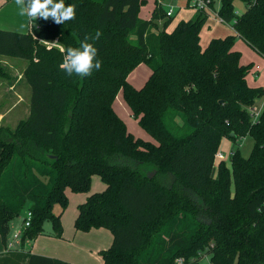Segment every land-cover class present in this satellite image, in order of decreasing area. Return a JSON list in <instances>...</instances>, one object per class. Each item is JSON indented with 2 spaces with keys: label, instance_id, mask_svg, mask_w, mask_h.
Wrapping results in <instances>:
<instances>
[{
  "label": "trees",
  "instance_id": "1",
  "mask_svg": "<svg viewBox=\"0 0 264 264\" xmlns=\"http://www.w3.org/2000/svg\"><path fill=\"white\" fill-rule=\"evenodd\" d=\"M160 1L142 19L143 0H65L75 5L72 20L37 17L27 32L0 29V55L26 61L31 88L26 118L14 128L0 124L5 248L10 223L27 210L20 245L42 233L46 218L60 237L54 206L63 209L65 189L87 191L98 174L105 188L78 204L73 225L111 232V244L100 250L103 264H178V257L182 264H264V106L255 122L247 111L264 86L247 83L252 65L233 48L240 38L264 58V0H240V14L235 0H219L217 14L235 34L213 37L204 48L206 12L196 9L167 30L172 15ZM86 36L101 67L69 76L60 67V46L79 48ZM140 63L151 73L134 87L127 77ZM119 91L155 142L128 131L112 104ZM246 136L253 145L244 156L239 140ZM224 137L231 142L228 162L219 160L212 175Z\"/></svg>",
  "mask_w": 264,
  "mask_h": 264
},
{
  "label": "rangeland",
  "instance_id": "2",
  "mask_svg": "<svg viewBox=\"0 0 264 264\" xmlns=\"http://www.w3.org/2000/svg\"><path fill=\"white\" fill-rule=\"evenodd\" d=\"M143 4L140 7L139 11V17L142 19H146L152 12L154 1L155 0H143ZM162 3V4H161ZM214 5H217V1H215ZM168 4H171L173 6H177L178 8L174 9V14L170 17L171 20L168 25L174 24L178 19H184L193 17L196 13V9H194L192 6L189 5L186 6V0H161L160 5L166 9V6ZM13 8L17 10V16L21 17L26 21V25L29 22V18H27V15H21L18 9V6L13 3ZM245 9V4L240 1H235V12L240 14ZM25 16V17H24ZM164 19H160L157 21L158 24H160ZM29 26V24H28ZM232 26L231 23L226 22H219V23H210L209 26L207 24H203L201 32H200V41L201 44H206L209 40L210 36L212 34L216 35H222V34H231V30L229 27ZM28 27L26 26V29ZM132 38H134L132 36ZM54 44H56V41H53ZM235 48H237L240 51V61L244 64L251 63V68L249 69V72L246 76V81L248 84L251 85H261L264 86V59L261 58L259 55H257L249 46L245 44L241 39L236 38L235 40ZM1 58V57H0ZM8 61L11 62H18L23 63L24 59L19 57H6L5 58ZM6 64V65H5ZM14 64V63H12ZM259 64L260 69L255 76L254 74V65ZM9 64L0 62V67L3 68V71L0 70V95L4 92L2 89L6 88L7 82L13 81L14 77L10 72L16 73V71H19V69H14L8 67ZM138 66V65H137ZM136 66V67H137ZM135 67L134 72L131 74L132 80H134L135 84L137 86H142L146 80V78L149 76L150 69L147 66V64L142 63V65ZM146 67V68H145ZM10 71V72H9ZM135 76V77H134ZM22 79L19 82V84L16 86L14 85V89L18 87L19 92L24 98V101L20 102L17 101L16 91H10L8 92L3 99H0V103H4V108H7L8 106H11L13 103H15L16 106H14L13 109H11L5 117H3L0 121L1 124L9 126L10 128H14L16 123L20 119L26 118L28 114V110L25 112V106L27 104V108L30 101V94H31V88L30 85L27 83L25 78H23V75H21ZM14 94V95H13ZM1 97V96H0ZM22 98V99H23ZM264 96L261 98H258L257 101H259V105L263 104ZM113 108L117 111V114L119 117L124 121L128 131H130L135 137L141 138L146 141L155 142L153 137L144 129L142 128L139 123L138 119L135 118L132 114L130 109L125 104L122 92L119 91L114 98L113 101ZM229 140H221L219 147H218V153L221 154L218 155V158H216V161L214 163L212 175L216 174V166L217 162L219 160H224L225 162H228V156H229ZM253 145V139L250 136H246L242 139L240 143V151L242 155L247 156L251 150V147ZM105 188L104 182L101 180V177L98 174H93L91 177L90 187L87 191L84 192H76L72 191L69 188L65 189V194L67 197V203L65 207L62 209L58 204H56L53 208V212L55 214H60V223L62 226V234L60 237L56 238H47L49 246H55L56 244L58 246L57 251H63L60 248H67L68 246V253L72 255V260L69 261L71 264H99V262L96 261L97 257L99 258L100 250L103 248H107L111 242H112V234L108 229L104 230H97L90 233L83 232V231H77L74 228V219L77 215V207L78 204L84 202L87 198V196L94 192H100ZM24 214L22 213L19 217L15 218L14 221L16 223H20L23 219ZM42 229L45 233L52 234L53 233V226L50 219L46 218L42 222ZM42 231V232H43ZM101 231V232H100ZM50 247V246H49ZM73 248V252L69 249ZM102 248V249H101ZM102 259V258H101ZM208 256L201 257V260L203 262H207Z\"/></svg>",
  "mask_w": 264,
  "mask_h": 264
},
{
  "label": "crops",
  "instance_id": "3",
  "mask_svg": "<svg viewBox=\"0 0 264 264\" xmlns=\"http://www.w3.org/2000/svg\"><path fill=\"white\" fill-rule=\"evenodd\" d=\"M236 1V0H235ZM235 1H234V7H235ZM15 2V0H0V29H6V30H13V31H18V32H27L29 31V22L28 24L26 25V21H24V19H22L20 16L18 17L17 16V10H15V8H13V3ZM16 4V3H15ZM162 4V3H161ZM154 5H155V1H154ZM186 6L189 7V2L188 0H186ZM214 6H217V5H214ZM154 7V6H153ZM175 8H178L177 6H174V9ZM19 9V7H18ZM20 12V11H19ZM174 14V10H173V13L172 15ZM196 14V13H195ZM151 15V14H150ZM150 15L146 18V19H149L150 18ZM195 16V15H194ZM193 16V17H194ZM25 17V16H24ZM28 18V17H27ZM189 18H192V17H189ZM189 18H184V19H189ZM180 19H178L174 24L172 25H168L167 26V30H171L174 25L179 21ZM210 23H219V21L212 15H207V18L204 22V24H207V26L210 25ZM26 26L28 27L26 29ZM202 29V28H201ZM229 29L232 31L231 34H235V31L233 29L232 26L229 27ZM201 32V30H200ZM200 35V34H199ZM228 34H222V35H214L212 34V36H210L209 40L213 37H224ZM240 39V38H239ZM209 40L207 41L206 44H201V41L199 40L200 42V45L202 48H204ZM242 40V39H241ZM243 41V40H242ZM244 42V41H243ZM246 44V43H245ZM247 45V44H246ZM248 46V45H247ZM234 49L238 50L237 48H235V45L233 46ZM253 50V49H252ZM254 51V50H253ZM255 52V51H254ZM256 53V52H255ZM257 54V53H256ZM259 55V54H257ZM260 56V55H259ZM0 62L2 63H8L11 68H14V69H19V71H16V73H12V71L10 72L13 76H16L14 77L13 81H10V82H7V85H6V88L2 89V91L4 92L3 94H1L0 96V99L3 97L10 91H16V96H17V99H16V102L17 101H24V98L23 96L21 95V93L19 92V89L18 87H16L14 89V85L16 86V84L18 85L19 82L21 81L22 77L21 75H23V70L26 66V61L24 60L23 63H18V62H11V61H8L6 60L5 58L8 57V56H3V55H0ZM261 58H263L262 56H260ZM264 59V58H263ZM241 62V61H240ZM14 63V64H12ZM242 63V62H241ZM244 64V63H242ZM6 65V64H5ZM140 66L142 65V63L139 64ZM138 65V66H139ZM137 66V67H138ZM136 67V68H137ZM146 68V67H145ZM260 69V65L259 64H255L254 65V74L255 76L257 75L258 71ZM135 68L128 74V77H127V80L134 86V87H140V86H137L134 82V80H132V77H131V74L134 72ZM151 73V70L149 72V75ZM135 77V76H134ZM24 78V77H23ZM148 78V77H147ZM146 78V79H147ZM250 86H261V85H251L249 84ZM0 91H1V88H0ZM13 93V92H12ZM13 94V95H14ZM23 98V99H22ZM15 102V103H16ZM15 103H13L11 106H8L7 108H4V103H0V121L3 117H5L7 115V113L14 108ZM128 107V106H127ZM29 111V105H28V108H27V104L25 106V112L26 111ZM116 111V110H115ZM117 112V111H116ZM1 124V123H0ZM223 140H229L227 138H222ZM221 139V140H222ZM230 145H231V142L229 140L228 142ZM230 145H229V149H230ZM22 222V220H21ZM21 222L20 223H16L14 220L10 223V232H12L14 229H16L18 226L21 225ZM105 228H92L90 229L89 231H87V233H90V232H93L94 230L97 231V230H104ZM101 232V231H100ZM11 234V233H10ZM47 238H56L53 234H49V233H45L44 231L40 234H38L35 238L31 239V240H27L25 241V243L23 245H20L19 242L16 240V241H13V244L11 246H9L8 248H5L4 244L2 243L1 241V238H0V264H27L28 261L30 260L29 257L30 255H38V256H44V257H48V258H52V259H61V260H64V261H73L72 260V255H70V253H68V246L67 248H60L61 250H63L62 252L60 251H57L56 249H58V246L56 244V247L55 246H52L49 244V246L47 245L48 243V240ZM102 249V248H101ZM104 249V248H103ZM70 251L73 252V248L71 247V249H69ZM97 262H99V264H103V260L101 259V256L97 259H96ZM70 263V262H69ZM32 264H47L45 261H35V263H32Z\"/></svg>",
  "mask_w": 264,
  "mask_h": 264
},
{
  "label": "clouds",
  "instance_id": "4",
  "mask_svg": "<svg viewBox=\"0 0 264 264\" xmlns=\"http://www.w3.org/2000/svg\"><path fill=\"white\" fill-rule=\"evenodd\" d=\"M15 3L19 7L20 14L27 15L30 20H35L37 17L45 20L51 18L55 23L63 24L75 18V5L66 6L65 0H15ZM99 36L100 32H97L92 39H98ZM88 40L89 37L86 36L79 48L65 49L60 46V51L64 53L60 67L67 75L71 76L75 73L80 77L90 76L93 69L99 70L101 67V62L95 60L97 50ZM41 42L49 43L44 40Z\"/></svg>",
  "mask_w": 264,
  "mask_h": 264
},
{
  "label": "built area",
  "instance_id": "5",
  "mask_svg": "<svg viewBox=\"0 0 264 264\" xmlns=\"http://www.w3.org/2000/svg\"><path fill=\"white\" fill-rule=\"evenodd\" d=\"M214 1H217V6H214L212 8L210 6V0H188L189 5L192 6L194 9L202 10V11L206 12L207 15L214 16L219 22H223V20L217 14V8L219 6V0H214ZM214 4H216V3H214ZM173 10H174V6L173 5L168 4L166 6V14L168 16L172 15ZM263 106H264V99H263V104H261V105H259V101H256L255 103L247 106V111H248V113H249V115H250V117H251V119H252L253 122H255L258 119V117H259V115L261 113V110H262ZM242 139H243V137L240 138L239 145H240ZM218 155L221 156V154H219L217 152L216 153V157L217 158H218ZM30 219H31V211L30 210H27L25 212V214H24V217L22 219L21 225L18 226L16 229H14L11 232V234H10V236L8 238L7 248L13 244V241H16V240L20 244V235H21V232H22L23 228H25V227H27L29 225ZM176 262L178 264H182L183 263V258L182 257L176 258Z\"/></svg>",
  "mask_w": 264,
  "mask_h": 264
},
{
  "label": "water",
  "instance_id": "6",
  "mask_svg": "<svg viewBox=\"0 0 264 264\" xmlns=\"http://www.w3.org/2000/svg\"><path fill=\"white\" fill-rule=\"evenodd\" d=\"M153 173H154L153 171L151 173H149L148 177H152Z\"/></svg>",
  "mask_w": 264,
  "mask_h": 264
}]
</instances>
